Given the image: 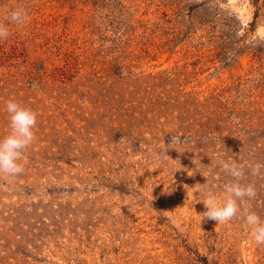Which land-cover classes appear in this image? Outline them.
Wrapping results in <instances>:
<instances>
[{"label": "rangeland", "instance_id": "1", "mask_svg": "<svg viewBox=\"0 0 264 264\" xmlns=\"http://www.w3.org/2000/svg\"><path fill=\"white\" fill-rule=\"evenodd\" d=\"M0 23V138L7 100L37 114L0 175V264H264L194 188L234 159L264 220V0H0Z\"/></svg>", "mask_w": 264, "mask_h": 264}, {"label": "clouds", "instance_id": "2", "mask_svg": "<svg viewBox=\"0 0 264 264\" xmlns=\"http://www.w3.org/2000/svg\"><path fill=\"white\" fill-rule=\"evenodd\" d=\"M5 19L9 24L21 27L28 22L29 13L23 6H19L14 10H9ZM9 35L8 25L0 23V40H6ZM83 102L87 103V100L85 99ZM4 109L8 117L10 131L0 138V175L12 178L24 172L21 161L25 150L32 145L35 139L33 130L36 127L37 114L13 99L5 102ZM231 120L239 123L238 118L234 115ZM183 143L185 140H181L180 136H172L168 148L175 149L176 145ZM218 167L231 179L222 185V191L219 193L211 190L207 177H205L207 180L205 184L195 185L196 189H207L201 201L205 211L200 216L217 224L230 222L234 218L242 219L250 230L253 242L256 245H264V220L256 212L250 210V201L257 195L255 186L242 183L245 178L243 170L245 165L229 158L219 160ZM249 167L251 174L257 176L260 175V169L264 168V165L255 164L249 165Z\"/></svg>", "mask_w": 264, "mask_h": 264}]
</instances>
